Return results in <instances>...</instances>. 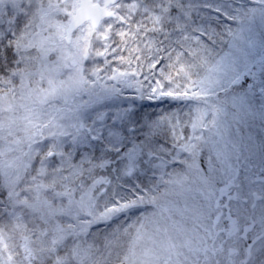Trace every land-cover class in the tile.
I'll return each instance as SVG.
<instances>
[{
  "label": "snow or ice",
  "instance_id": "6c2138e0",
  "mask_svg": "<svg viewBox=\"0 0 264 264\" xmlns=\"http://www.w3.org/2000/svg\"><path fill=\"white\" fill-rule=\"evenodd\" d=\"M0 264H264V0H0Z\"/></svg>",
  "mask_w": 264,
  "mask_h": 264
}]
</instances>
